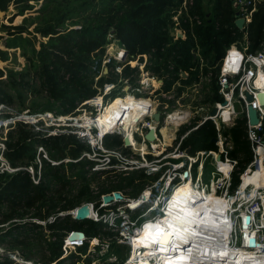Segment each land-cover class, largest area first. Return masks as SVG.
Listing matches in <instances>:
<instances>
[{
    "label": "rangeland",
    "instance_id": "rangeland-1",
    "mask_svg": "<svg viewBox=\"0 0 264 264\" xmlns=\"http://www.w3.org/2000/svg\"><path fill=\"white\" fill-rule=\"evenodd\" d=\"M8 2H13V4H11V11L14 12L15 18L13 17L12 21L8 20L9 22H4L3 25L0 26V82L2 81V89L6 93L4 96L8 95L12 97V101H7V103L19 112L25 110H29L30 112L50 111L54 113L55 117L66 115L68 118H78V121L75 124L67 121V123H71V125L63 124V122L62 125H51L49 123L45 125L44 132L33 130V128L29 125V127H26L33 133H40V135H37L39 136L38 138L34 137L32 140L34 144V151L29 153L32 158L25 156L21 159H17L14 163H12V161L8 158L12 167L15 169L18 168V170L13 171L9 169L4 172L0 170V186H5V184L11 180L13 176L19 173H27L35 185L43 184V186L52 187L49 189L45 201L42 202L40 200L34 207L28 209L20 208L18 210L20 212L24 209L29 211L27 217L25 215V218L44 220L56 217L51 221V223H57L60 222L59 218H64L58 216V214L63 212L64 206L69 205V203H75V207L85 203L97 204L99 200L101 202L102 196L107 194L104 193L100 195L102 190H112L108 193H112L114 191H120L122 193L124 201L116 204V207L119 208L126 207V204H128L131 200H133L131 203L138 206L141 202H143V194L145 192H148V194L151 192V200L156 197V193L161 194V192L165 190L164 183L173 168V164L183 162L185 159H163V155H159V147H157L158 144H161V142L147 141L144 148L142 147L144 141L138 134V144L136 147L125 146L123 141L122 143H118L114 142L113 138L109 139L107 137L104 139L102 144L97 140L98 131L93 132L94 136H96L94 139L95 141H93V139L83 138L80 137V135L74 134V131L85 132L86 128L88 130L95 129L92 127V123L87 122L90 118L89 116H91V114L93 115V106H91V104H82L83 100L81 102H77L74 108L67 110L66 108H68V106H62L60 102L50 97L47 90L42 88V80L37 75L36 64L39 63L41 57L37 54V52H34L33 48L35 47L37 50L41 49L42 42L45 46L58 50L62 45L60 41L52 39L51 36H43L41 30L47 26H56L59 32H65L66 30L73 28L80 29L83 26H88L91 22H94V18L97 13L106 7L109 4V1L2 0V5H5ZM212 2V0L203 1V6L206 10H209ZM177 7L172 9L173 14L168 25V29L173 36L171 44L176 42L175 39L179 31L185 27L183 26V22L186 16L183 15V13H174ZM22 11L24 14H20ZM176 14L178 15L177 20L175 19ZM21 37L30 39L33 41V44H28L25 41L22 43L23 47L8 46L9 40L13 38L19 39ZM108 38L110 39V42L105 46V52H93L92 59L89 63L90 70L83 73L87 74L90 79L94 80L93 86L98 89L100 94L104 91V85L98 83L100 78L102 76H105L106 78H115L118 85L111 93L104 97L105 102L110 104L118 96L122 97L123 93L125 95L123 83L125 70L123 68H127L131 65V61H133L135 62L136 71L133 81L135 83L138 82L139 84V80L142 79L144 77L143 75L148 71L150 77L148 82L151 84V90H148L143 94L147 98H137L147 99L151 102L152 108L160 109L166 104L168 105V109H172L175 106L183 107L189 112L188 114L190 115V118L186 124L180 127L178 136H181L189 130H191V133L189 134L191 135L197 129L196 126L200 122L204 121V118L208 117L213 110V104L215 103L212 102L213 80L215 77H217L218 80L220 78V62L211 66V64L204 57L201 61L199 55H196L195 58H198L201 61L199 78L197 80H193L192 75L188 74L186 71L187 75L174 81L177 82V84L174 88L172 87V93L167 95V97H162L157 94V86L159 82L156 80V76L160 73H167V70L160 69L159 72H155L150 69L149 66L153 64L155 57L149 53L144 55V64L142 65V62L140 61L141 55H139L136 60L131 61H127L126 56L128 51L126 56L123 58L116 57L117 52L121 49L127 50V48L115 39L113 30L108 33ZM48 60V62H50L52 59L49 58ZM106 68L108 69V72H105ZM120 68H122L121 72L119 71ZM204 68H208V71L205 72ZM217 69L218 71L215 73ZM130 70H133V67H131ZM166 81L172 82L170 79H167ZM105 83L106 81L104 84ZM49 106L52 107V109H45ZM241 118L242 114L239 112L235 116V120ZM149 120L150 118L147 117L146 121L148 122ZM205 122L206 121H204L203 124ZM20 124L8 133V149V143H14L20 136ZM144 130L148 131V129ZM61 134L76 135L77 139L80 142H83L87 148L89 147V149L84 150L79 158H74L71 155L70 150L72 146L67 147L65 143H62V147H64L63 152L65 153V156L62 157L59 150L57 151L52 148L51 145L42 141V138H51ZM45 135L47 137H45ZM112 136L123 140L120 134H113ZM167 140L168 144L173 145L169 150L173 149L175 142H171L170 139ZM85 159L94 160L95 164L91 165L87 163L84 168L71 165V162H78ZM114 160H117V162L115 161L114 163ZM220 161L223 164H230V162L226 159L223 160L222 157ZM201 162H203L204 174L200 183L197 184L196 177ZM218 165V159L213 157V155L196 159V163L193 165V171L195 172L194 181H196V185L204 186L209 189L211 187L210 181L212 171H216V179L218 178L221 180L224 176L221 171L218 170ZM222 167L223 166L220 168ZM245 169L247 170V167ZM83 170L85 172V180L79 176ZM232 170L233 173L231 174L230 179H226L224 177L225 180L219 182L224 185L223 192L228 189L230 193L234 194L239 186H243V176L246 170L241 171L240 167H234ZM54 172L55 174L58 173V175H53L52 173ZM144 172L147 174V177L142 176V173ZM215 183L217 184L218 181ZM84 186H89V193L86 197H84L85 200H82L81 203H79L80 199H84L81 198L80 195V191ZM117 186H122V188L120 190H114ZM53 204L56 206L55 211L52 212L51 210V213H49L46 218H42L38 215L40 212H48L49 207ZM150 205L151 203L148 201L147 203H144L141 208L139 207L138 211L144 213ZM9 212L10 207L8 204L6 202H1L0 224L2 225H0V232H2L1 236L6 237L3 241L4 245L12 248H19L25 252L24 256L38 259L42 262H50L53 257L55 258L54 253L50 248V243H58L59 241L62 244L63 236L62 238H58L56 235L55 238L52 235L55 230L50 228L48 226L49 224L46 226H37L32 219H29L30 221L25 223H9L10 220L7 221L8 219L6 217V214ZM148 215L149 214H147V216ZM15 218L19 217L15 216L13 219ZM68 218L71 219L72 223L77 222L78 224H84L87 220L93 221L89 218L81 221L75 220L71 215H69ZM99 224L101 227H99L98 230V233L101 232L100 236L105 237L111 234L106 230L102 223L99 222ZM11 228H13V233L12 230H10ZM86 228L87 226H84L81 229L74 230H81L88 236L93 235L88 234ZM46 229L48 230V235H50L49 237L46 236L47 233H44ZM20 230V239L15 240L14 233H18ZM22 230L26 231V235L25 233L23 234ZM30 230L31 233H28ZM71 230L72 228L62 229L64 235H67ZM104 231L106 233H104ZM221 241L222 240H220V242ZM111 248L110 252L107 255L105 254V256L116 255L122 263L127 259L131 251L129 244L127 245L123 243L111 244Z\"/></svg>",
    "mask_w": 264,
    "mask_h": 264
},
{
    "label": "built area",
    "instance_id": "built-area-1",
    "mask_svg": "<svg viewBox=\"0 0 264 264\" xmlns=\"http://www.w3.org/2000/svg\"><path fill=\"white\" fill-rule=\"evenodd\" d=\"M263 0H232L233 8L236 11L235 24L237 25L238 20H243V25L239 29L244 33L245 42L243 44L233 43L225 51L223 58L220 61V78L218 80L219 85V94L222 97V100L215 101L213 104V109L216 110L215 114L211 113L208 117L204 118V121L212 120L217 129V135L215 145L216 147L212 150L203 149V150H193L192 146H184V141L188 138L191 130L186 133L178 136V132L181 126L186 124L189 121L190 115L189 112L183 107L175 106L172 109H168L166 104L162 108H151V111L148 112L143 119L136 121V138L139 135L141 139L146 143L147 141H158L161 144H158L159 155H163V159L169 160H184L173 164V168L164 183L165 190L161 194L156 193V197L151 200V192L149 197V202L151 205L146 209L144 213L139 212L138 208L134 207L131 201L126 204V207H116V204L124 201L122 199L114 198L110 202H105L102 196L101 202L96 203H86L92 206L95 210L94 214L88 218L97 223H102L106 230L110 232L108 236H100L101 232H97L91 236L85 234L81 230L72 229L67 235H63V243L61 244V253L58 257H55L50 262H42L38 259L28 258L25 255L23 250H20L16 247H9L4 245V242L1 238L2 232H0V264L9 262L10 264H130L128 261L130 258L126 259L123 263L119 261V258L116 255L105 256L110 252L111 244H129V246L134 248L136 236H138L143 231V226H145L148 218H156L157 216H167V205L170 204L173 199L174 193L178 189V185L185 182V180L194 179L195 172L193 171V165L196 163V159L200 157H205L213 155V157L218 159L219 165L218 170L221 171L222 175L226 179L231 178L233 173L232 168L238 167V161L233 159L230 156V152L234 148L233 141L229 135L226 134V129L237 124L238 120H235V116L240 112L242 118L246 119V131L247 137L251 143V148L253 151V159L247 165V170L244 175L247 174L251 167L256 166L257 170L260 172L261 180H256L252 182V185L249 186H239L237 191L234 194L229 193V190L226 189L223 192L222 183L219 181L225 180L223 177L221 180L216 179V171H212L210 186H216V192L221 196H228V200L231 199V205H226V209L218 212H215V221L220 223V226H217L212 232H207L205 230H200L198 227L196 231L200 234H210L213 235L216 239H221V243H213L217 246L214 250L210 245H203L197 249V253L191 252L189 255V264H242L240 259V253L242 252H251L254 254L256 262L261 264L264 260V40L260 44V47L256 50H250V41L248 40V26L253 19L254 13L258 10L261 2ZM179 9L175 10L174 13H183L186 16L184 23L188 24L192 29L194 23L201 24L203 19L202 17L192 13L193 7L195 5V0H182L179 4ZM175 19H178V15H175ZM184 26V25H183ZM187 28L186 26L181 29L175 40L182 38H187ZM193 53L199 55L201 61L203 60L200 53V46L197 43L196 47L193 48ZM127 50L122 49L117 52L116 57L123 58L126 56ZM144 64L141 63V65ZM130 68L135 69V64L131 61ZM107 69V68H106ZM124 69V68H123ZM161 69L167 70V73H160L156 76L159 84L157 86V94L162 97H167V95L172 93V87L174 88L177 82H174L180 77L187 75L186 71L180 70L179 73H174L175 65L172 61H169L168 69L162 67ZM122 71V68L119 70ZM108 72V69H107ZM172 73V75H171ZM136 71L130 70L125 74L123 80L125 95L132 94L135 97H146L143 94L148 90H151V84L148 82L149 72L147 71L144 74L142 79L138 82H134ZM176 75H179L178 78H175ZM172 80L171 87H167L169 81ZM118 82H108L104 84V91L102 94L98 92L94 97L86 99L82 104H91L94 111L91 114L92 118L98 119L101 117L106 110V102L104 97L111 93ZM112 88V89H111ZM141 94V95H137ZM121 95V94H119ZM124 95V93L122 94ZM249 96L251 98L249 99ZM147 98V97H146ZM150 99V98H148ZM163 103V102H160ZM250 108L256 110L258 122L252 124L250 121ZM160 112V120L157 121L154 118V114ZM174 115V116H173ZM119 114L116 116V123L119 122ZM149 117L150 120L147 122L146 118ZM115 119V118H114ZM123 120V119H122ZM120 120V122L122 121ZM77 123V119L73 117L68 118L66 115L55 117L53 112H30L25 110L22 112L17 111L11 105L0 100V170L8 171L9 169L16 171L18 168H13L7 156V142H8V133L10 130L14 129L18 124L23 123L27 124L36 131L45 130V125H62L67 124L71 125ZM200 122L196 128L200 127L203 122ZM154 125V135L155 139L148 138V133L150 130H153L151 127ZM148 129V131L144 130ZM97 131V130H95ZM146 132V133H145ZM74 134L80 135V137L93 139L89 130L86 128L85 132L74 131ZM114 132H108L101 135L97 132L98 141L103 144L104 139L108 135H113ZM121 137H126L125 134L119 133ZM138 134V135H137ZM94 135V134H93ZM160 135V137H159ZM49 136V135H48ZM45 137H47L45 135ZM96 137V136H94ZM175 142L173 149L172 144H168V140ZM138 141V140H137ZM125 144V143H124ZM125 146H134L132 142L129 145ZM101 149V148H100ZM155 149V148H154ZM221 157L223 160H227L229 163L226 165L229 166L227 175L220 168L224 166L220 160ZM168 162V161H167ZM171 162V161H170ZM223 164V165H222ZM220 166V167H219ZM232 166V167H231ZM231 167V168H230ZM203 162L200 163L199 169L197 172L196 181L197 184L202 180L201 175L204 174ZM244 177V176H243ZM263 179V180H262ZM218 181L216 184L215 182ZM221 184V185H218ZM199 186V185H198ZM247 188V192H246ZM115 192V191H114ZM107 193V194H113ZM239 195L243 197L244 202L238 203L237 199ZM162 199L160 202L159 200ZM147 201V202H148ZM160 205H157V204ZM96 204V205H95ZM240 204V205H237ZM83 205V204H82ZM81 206V205H80ZM77 206L72 210L63 211L58 216L62 217L64 213L71 212V216L76 219V211L80 207ZM236 206V207H235ZM106 210V211H103ZM151 210L153 214H149L148 211ZM75 212V213H74ZM164 213V214H163ZM147 214H149L147 216ZM247 215L251 216L249 224L246 223L245 217ZM148 217V218H147ZM56 217L50 219L39 220L35 218H22V219H13L9 223H25L32 219L37 226H46L50 224L52 220ZM147 218V219H146ZM87 219V218H86ZM81 221V220H80ZM2 225V224H0ZM49 226V225H48ZM101 228V227H100ZM76 231L82 232L84 235L82 237L71 238L72 234ZM31 233V230L28 231ZM252 232V233H250ZM44 233H47L46 229ZM104 233H106L104 231ZM212 233V234H211ZM52 235L56 238L55 232ZM158 240L154 243V247L151 252H147V246L145 250L138 253V260L141 256L151 258L150 264H159L160 261L165 260H175L181 256L188 257L190 249H193V243H196L193 238L187 239V244L177 243L174 241L173 247L177 250H168L164 248V245L171 244L169 242H163V237L157 236ZM255 238L256 246L251 245V238ZM218 239V240H219ZM163 240V241H162ZM189 242L191 243L189 245ZM164 244V245H163ZM224 248L231 249L232 254L228 256V259H221L220 261L205 260L203 257V251L206 250L207 253H212L213 251ZM212 250V251H211ZM175 251H177L175 253ZM237 251V252H236ZM131 252V251H130ZM147 253V254H143ZM175 253V254H174ZM156 254L158 255L156 257ZM192 254L194 257H192ZM196 256V257H195ZM198 258V259H197ZM226 258V256H224ZM247 258V257H246ZM232 259V260H231Z\"/></svg>",
    "mask_w": 264,
    "mask_h": 264
},
{
    "label": "trees",
    "instance_id": "trees-1",
    "mask_svg": "<svg viewBox=\"0 0 264 264\" xmlns=\"http://www.w3.org/2000/svg\"><path fill=\"white\" fill-rule=\"evenodd\" d=\"M109 4L104 7L88 26L80 29H70L65 32H59L56 26H47L41 33L43 36H51L61 42V47L54 49L47 47L42 42L41 49L33 48L34 52L40 55V61L37 66V75L42 80V88L49 92L52 99L60 102L62 106H68L67 110L74 108L77 102L94 97L98 89L94 88V80L90 79L85 71H89V63L93 52H105V46L110 42L108 33L113 30L115 39L121 45L127 48V61L136 60L141 55L140 61L144 62V55L151 54L155 57L153 64L149 66L155 72H159L162 67L168 69L169 61L175 65L174 73L180 70L187 71L192 75L193 80L199 78L201 61L195 58L193 48L198 43L201 56L204 57L211 66L219 63L223 58L226 49L233 43L243 44L245 42L244 33L235 24L236 11L233 8L232 0H212L209 10L203 6L204 0H195L192 13L202 17L201 24L194 23L191 29L184 23L187 30V38H179L171 44L173 36L168 29L172 17L173 8H176L182 0H107ZM20 13V12H19ZM20 14H24L22 11ZM248 40L250 41V50H256L264 40V0L261 2L258 10L254 13L252 21L248 26ZM20 40V41H18ZM33 44L30 39L21 37L13 38L8 41L10 47H23V42ZM49 58L52 60L48 62ZM161 59V60H160ZM135 64V62H134ZM125 74L130 71V67L124 68ZM135 71V69H133ZM207 72L208 68H204ZM218 69L215 71L217 73ZM176 75L175 78H178ZM115 82V78H106L102 76L99 84L104 82ZM190 81V80H189ZM167 87H171L168 82ZM213 98L212 102L222 100L219 94V85L217 77L213 80ZM6 93L2 89L0 82V100L2 102H11V96H4ZM45 109H52L48 107ZM20 136L14 143L9 142L7 151L8 158L14 163L17 159L25 156L32 158L29 153L34 151L33 138H38L40 133H33L28 130L26 124H20ZM29 127V126H28ZM226 134L233 141L234 148L230 156L238 161V167L243 171L253 159L251 143L247 137L246 119L241 118L237 124L226 129ZM217 135L215 124L208 120L198 127L184 141V146H192L193 150L214 149L215 142L212 139ZM107 138L114 142L122 143L121 138H114L108 135ZM31 139V140H29ZM35 140V139H34ZM42 141L59 150L61 156L65 153L62 143L71 147V155L79 158L87 148L83 142H80L74 134H61L51 138H42ZM117 162V160H114ZM95 164L94 160L85 159L78 162H71V165L84 168L85 165ZM59 173V171H58ZM52 173L53 175H58ZM80 178L85 180V172L79 174ZM143 177L147 174L142 173ZM60 178V177H58ZM52 186L35 185L31 177L25 174H17L9 180L5 186H0V203L6 202L10 207V212L6 214L7 221L13 220L15 216L22 219L27 217L29 211H19L20 208L34 207L40 200H46V195ZM122 186H117L114 190H120ZM89 186H84L80 195L84 198L89 193ZM112 190H102L101 194ZM82 200L80 199L79 203ZM76 206L75 203H69L64 206L63 211H68ZM55 205L49 207L48 212L38 214L46 218L49 213L55 211ZM68 216L59 218L60 222L50 223L49 227L55 230V235L62 238L64 235L62 229H81L87 226L88 234H96L100 224L94 221H85L84 224H78L71 221ZM11 228L10 230H12ZM30 229V228H29ZM15 232V231H14ZM21 230L14 233V239L19 240ZM23 234L26 232L22 230ZM13 233V230H12ZM29 233V232H28ZM17 234V235H16ZM26 235V233H25ZM2 240L6 239L1 236ZM23 242V241H20ZM19 242V243H20ZM50 248L55 257L61 253V243H50ZM54 258V257H53ZM9 264V263H3Z\"/></svg>",
    "mask_w": 264,
    "mask_h": 264
},
{
    "label": "bare ground",
    "instance_id": "bare-ground-1",
    "mask_svg": "<svg viewBox=\"0 0 264 264\" xmlns=\"http://www.w3.org/2000/svg\"><path fill=\"white\" fill-rule=\"evenodd\" d=\"M151 108V102H149L147 99L137 98L132 94L122 95V97L118 96L112 103L106 104V110L101 117H99L98 119L90 117L87 120V122L92 123V127L95 128L89 130V134H91V136L93 137V141H95V137L93 135V132L95 130L99 131L101 135L108 132H114L115 134L122 133L129 137L130 142H132L134 146H137L138 141L135 136L137 123L135 122L143 119L145 115L151 111ZM118 114L120 120H123L121 122L119 120V122L117 121L116 123V116ZM151 128L154 130V125H152ZM145 146L146 143L142 144V147L145 148ZM228 168L229 166L226 164L221 168L226 175L228 173ZM259 176L260 172L257 170L256 166L251 167L250 171L243 177V188H245L244 186L250 187L252 185V182L256 180H261L259 179ZM202 177L203 174L201 175V178ZM178 186L179 187L174 193L173 199L166 207V209L168 208L167 216H157L154 219L148 217V219L146 218L147 222L145 226H143V231L138 236H136L135 246L131 249L129 256L127 257V259L130 258V260L128 261L130 264H150L149 262H151V258L149 257L145 258L144 256H141L138 260V253L139 251L142 252L143 250H145L146 246V250L150 249L147 250V252H150V254L154 253L151 252L153 251V248L148 247H154L153 245L158 240V235H162L164 240H162L163 242L166 241L170 243L171 241V244H163V247L168 250L171 249L173 251L177 250L175 248H172L174 241L179 244H187V239L193 238L196 242L193 243V249H190L191 251H189L188 257L187 255L181 256L175 260H169L167 262L165 261V259L163 261H160L159 264H189L187 262V258L189 260L190 253H197V249H199L200 246L205 247L203 245H210L212 247V250H214L217 246H215L213 243H221V239L218 238V240L210 234H200L196 231V229L198 227L200 230L212 232L217 226H220V223L215 221V212H217L216 214H218V212L225 210L226 205H231L230 203H232V200H228V196L219 195L216 192L215 184L214 186H211L209 189H207L204 186L196 185V181H194V179H189L185 180V182L181 183ZM149 197L150 193L148 194V192H145L143 194V202H141L140 204L142 205L144 203H147ZM161 200L162 199H160L159 202ZM237 201L238 203L242 202L243 197L239 195ZM243 203L244 202H242V204ZM157 205L160 204L158 203ZM89 206L91 216L94 213V209L92 211V206ZM138 206L134 205V207ZM148 213L151 215L154 212L149 210ZM190 244L191 243L189 242V245ZM176 252L177 251H175V253ZM232 253L233 251L229 248L227 250L224 248H219L212 253H207L206 250L203 251V257L205 260L214 261V259H216L215 261H220L221 259H228V256ZM194 255L192 254V257H194ZM157 256L158 255L156 254V257ZM224 256H226V258H224ZM239 256L242 264H259L256 262V259L251 258L254 257V254L251 252L245 251L240 253ZM229 264L231 263L229 262ZM261 264H264V260Z\"/></svg>",
    "mask_w": 264,
    "mask_h": 264
},
{
    "label": "water",
    "instance_id": "water-1",
    "mask_svg": "<svg viewBox=\"0 0 264 264\" xmlns=\"http://www.w3.org/2000/svg\"><path fill=\"white\" fill-rule=\"evenodd\" d=\"M3 16L2 14V11L0 10V17ZM237 25L239 27H241L243 25V20H238L237 21ZM105 72H107V69H105ZM251 98V96H249V99ZM216 110L213 109L212 110V114H215ZM250 121L252 124H256L258 122V118H257V114H256V110L250 108ZM154 118L159 121L160 120V112H156L154 115ZM148 138L150 139H155V135H154V130H150L149 133H148ZM213 142L216 141V137H214L212 139ZM124 143L126 145H129L130 144V139L128 136H126L124 138ZM114 198H117V199H122L123 198V195L120 191H115L113 194H105L103 199L105 202H110L112 201ZM68 215H71V212H67V213H64L63 215H61L62 217H65V216H68ZM90 216V206L88 204H83L81 205L77 211H76V219L77 220H84L86 218H88ZM246 219V223L249 224L250 220H251V216L250 215H247L245 217ZM84 234L82 232H79V231H76L72 234V237L71 238H76V237H82ZM251 245L252 246H256V241H255V238H251ZM39 264H46V263H39Z\"/></svg>",
    "mask_w": 264,
    "mask_h": 264
},
{
    "label": "crops",
    "instance_id": "crops-1",
    "mask_svg": "<svg viewBox=\"0 0 264 264\" xmlns=\"http://www.w3.org/2000/svg\"><path fill=\"white\" fill-rule=\"evenodd\" d=\"M13 2L7 3L5 5H2V0H0V10L2 11L3 16L0 17V26L3 25V23L7 22L8 20L12 21V18L15 16L14 12L11 11ZM15 18V17H14ZM22 18V17H20ZM9 22V21H8ZM54 258H52L53 260Z\"/></svg>",
    "mask_w": 264,
    "mask_h": 264
},
{
    "label": "snow or ice",
    "instance_id": "snow-or-ice-1",
    "mask_svg": "<svg viewBox=\"0 0 264 264\" xmlns=\"http://www.w3.org/2000/svg\"><path fill=\"white\" fill-rule=\"evenodd\" d=\"M167 235V234H166Z\"/></svg>",
    "mask_w": 264,
    "mask_h": 264
}]
</instances>
